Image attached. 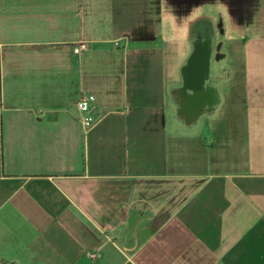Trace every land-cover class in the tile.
<instances>
[{
    "label": "crops",
    "instance_id": "crops-1",
    "mask_svg": "<svg viewBox=\"0 0 264 264\" xmlns=\"http://www.w3.org/2000/svg\"><path fill=\"white\" fill-rule=\"evenodd\" d=\"M0 264H264V0H0Z\"/></svg>",
    "mask_w": 264,
    "mask_h": 264
},
{
    "label": "flooded vegetation",
    "instance_id": "flooded-vegetation-1",
    "mask_svg": "<svg viewBox=\"0 0 264 264\" xmlns=\"http://www.w3.org/2000/svg\"><path fill=\"white\" fill-rule=\"evenodd\" d=\"M221 25L222 24H220L218 28H220ZM193 42L195 48L186 67V71L187 73L202 75L207 70L210 46L214 43V32L211 27L204 25L203 31L194 30Z\"/></svg>",
    "mask_w": 264,
    "mask_h": 264
},
{
    "label": "built area",
    "instance_id": "built-area-1",
    "mask_svg": "<svg viewBox=\"0 0 264 264\" xmlns=\"http://www.w3.org/2000/svg\"><path fill=\"white\" fill-rule=\"evenodd\" d=\"M89 49L87 43H78L73 47V52L80 55ZM96 101L93 95H82L77 103L78 110L81 114V123L85 129L93 126L95 119L93 116L92 105Z\"/></svg>",
    "mask_w": 264,
    "mask_h": 264
}]
</instances>
